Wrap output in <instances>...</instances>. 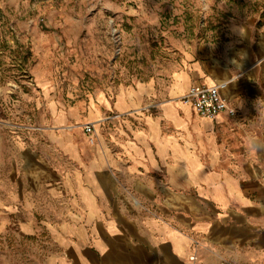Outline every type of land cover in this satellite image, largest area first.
Returning a JSON list of instances; mask_svg holds the SVG:
<instances>
[{
  "label": "crops",
  "instance_id": "0c3cea01",
  "mask_svg": "<svg viewBox=\"0 0 264 264\" xmlns=\"http://www.w3.org/2000/svg\"><path fill=\"white\" fill-rule=\"evenodd\" d=\"M236 32L224 54L189 46L165 87L98 92L94 129L54 139L67 215L45 264H264V23ZM223 83L235 116L181 99Z\"/></svg>",
  "mask_w": 264,
  "mask_h": 264
},
{
  "label": "rangeland",
  "instance_id": "374dc122",
  "mask_svg": "<svg viewBox=\"0 0 264 264\" xmlns=\"http://www.w3.org/2000/svg\"><path fill=\"white\" fill-rule=\"evenodd\" d=\"M262 23L264 0H0V264H45L67 215L53 141L89 133L98 92L165 87L189 46Z\"/></svg>",
  "mask_w": 264,
  "mask_h": 264
},
{
  "label": "built area",
  "instance_id": "2783aa9c",
  "mask_svg": "<svg viewBox=\"0 0 264 264\" xmlns=\"http://www.w3.org/2000/svg\"><path fill=\"white\" fill-rule=\"evenodd\" d=\"M224 89H226L224 83L216 85L194 84L181 99L204 117L214 118L224 111H229L232 116H235L237 112L231 108L229 99L223 94ZM93 129V126H86L88 132Z\"/></svg>",
  "mask_w": 264,
  "mask_h": 264
}]
</instances>
